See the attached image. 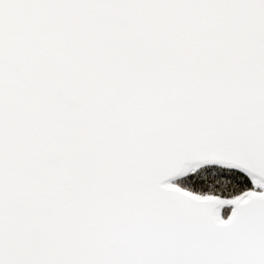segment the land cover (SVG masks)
Instances as JSON below:
<instances>
[{
    "label": "snow or ice",
    "instance_id": "obj_1",
    "mask_svg": "<svg viewBox=\"0 0 264 264\" xmlns=\"http://www.w3.org/2000/svg\"><path fill=\"white\" fill-rule=\"evenodd\" d=\"M0 264H264V0H0Z\"/></svg>",
    "mask_w": 264,
    "mask_h": 264
}]
</instances>
